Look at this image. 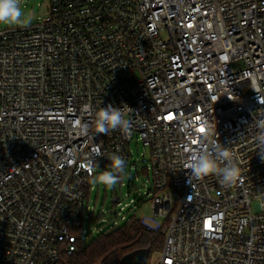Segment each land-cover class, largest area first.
<instances>
[{"label": "built area", "instance_id": "built-area-1", "mask_svg": "<svg viewBox=\"0 0 264 264\" xmlns=\"http://www.w3.org/2000/svg\"><path fill=\"white\" fill-rule=\"evenodd\" d=\"M47 8L37 23L0 29V264H63L79 253L86 222L99 218L92 178L111 154L126 160L119 184L128 192L113 189L96 234L137 220L164 237L148 264H264V161L254 142L264 122V0ZM109 104L132 109L127 134L95 133L86 106ZM205 122L216 124L213 147L237 156L231 188L186 167L210 147ZM134 141L145 149L133 162ZM146 203L152 215L138 216Z\"/></svg>", "mask_w": 264, "mask_h": 264}, {"label": "clouds", "instance_id": "clouds-1", "mask_svg": "<svg viewBox=\"0 0 264 264\" xmlns=\"http://www.w3.org/2000/svg\"><path fill=\"white\" fill-rule=\"evenodd\" d=\"M32 23V18L26 12L23 0H0V29L11 27H28ZM255 92L257 90L253 88ZM126 106V107H125ZM86 110L94 112L93 125L96 134L107 135L110 131L119 130L127 134L131 127V121L126 117L130 109L127 105L123 107H114L109 104L107 107L92 109L86 106ZM89 125L84 124L81 131L87 134ZM260 129L254 138L258 148V154L264 161V122L258 123ZM204 138L209 141L210 147L201 148L194 152L191 159L187 162V169L190 170V177L203 179L205 177L215 176L219 183L226 188L235 186L240 179V168L237 156L229 148L224 146L213 147L214 142L211 138L217 134L216 124L205 122ZM100 153L97 151L96 156ZM110 161L108 169L95 174L92 183L102 185L106 188H113L121 183L125 176L126 160L118 154H111L108 157ZM264 207V204L261 205ZM147 222V221H146Z\"/></svg>", "mask_w": 264, "mask_h": 264}, {"label": "trees", "instance_id": "trees-1", "mask_svg": "<svg viewBox=\"0 0 264 264\" xmlns=\"http://www.w3.org/2000/svg\"><path fill=\"white\" fill-rule=\"evenodd\" d=\"M163 242L160 233L145 230L136 220L117 228H104L85 242L79 253L64 258L63 264H120L125 255L140 249H150L151 259L161 251Z\"/></svg>", "mask_w": 264, "mask_h": 264}, {"label": "rangeland", "instance_id": "rangeland-1", "mask_svg": "<svg viewBox=\"0 0 264 264\" xmlns=\"http://www.w3.org/2000/svg\"><path fill=\"white\" fill-rule=\"evenodd\" d=\"M23 5L28 13V15L32 18V23H37L40 19L47 16L48 14V0H23ZM11 28H21V27H11ZM3 29H9V28H3ZM144 145L141 142L134 141L132 145L130 146V151H132L133 159L132 161H136L139 158H141V154L144 152ZM129 179V167L125 171V178L124 182L128 183ZM147 180V178H143V181ZM116 189V191L121 192L122 194H125L128 192V188H122L121 184H117L115 187L109 189H105L104 186L98 187V185H95V190L91 194L90 202L91 206L95 210V216L94 219L98 216L99 218L95 221L93 225H91L88 221L86 222L85 229L87 232V241L91 239L93 236L96 235L97 232V226L102 224L103 220H110V211L113 208L112 201L114 198L113 189ZM152 215L151 205L149 203H146L145 206L139 211L138 216L142 217H150ZM92 229L94 232V235L91 236L89 234V231ZM160 252H156L152 255L151 261H153L155 258H158Z\"/></svg>", "mask_w": 264, "mask_h": 264}, {"label": "water", "instance_id": "water-1", "mask_svg": "<svg viewBox=\"0 0 264 264\" xmlns=\"http://www.w3.org/2000/svg\"><path fill=\"white\" fill-rule=\"evenodd\" d=\"M150 249H140L125 255L120 264H148Z\"/></svg>", "mask_w": 264, "mask_h": 264}, {"label": "snow or ice", "instance_id": "snow-or-ice-1", "mask_svg": "<svg viewBox=\"0 0 264 264\" xmlns=\"http://www.w3.org/2000/svg\"><path fill=\"white\" fill-rule=\"evenodd\" d=\"M170 118H171V117H170ZM200 131H201V132H203V131H204V129H203V128H200Z\"/></svg>", "mask_w": 264, "mask_h": 264}]
</instances>
